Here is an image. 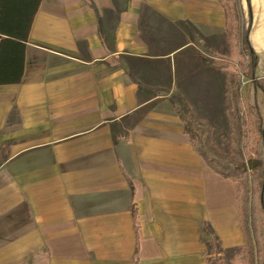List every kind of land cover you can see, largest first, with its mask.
Wrapping results in <instances>:
<instances>
[{"label":"crops","instance_id":"crops-1","mask_svg":"<svg viewBox=\"0 0 264 264\" xmlns=\"http://www.w3.org/2000/svg\"><path fill=\"white\" fill-rule=\"evenodd\" d=\"M238 12L262 78L264 0ZM179 23L225 31L218 0H40L21 79L0 85V264H208L211 236L243 247L235 188L170 100L192 44L143 37Z\"/></svg>","mask_w":264,"mask_h":264},{"label":"trees","instance_id":"trees-1","mask_svg":"<svg viewBox=\"0 0 264 264\" xmlns=\"http://www.w3.org/2000/svg\"><path fill=\"white\" fill-rule=\"evenodd\" d=\"M218 1L225 15L226 38L233 54L242 60L244 66L243 77L249 81V87L259 92L260 103L264 104V77L255 76L257 57L248 42L247 32L240 29V0ZM39 2L40 0H0V85L16 84L21 79L24 44ZM238 39L240 44L237 46ZM214 55L216 59H225L219 54ZM221 65L227 70L223 80V95L231 125L230 148L235 160L232 162L227 158L209 157L199 146L195 135L188 132L186 125L189 122L179 112L178 116L194 151L213 172L230 180L235 188L239 224L244 238L242 249L246 250L248 264H264V112L249 94L244 100L238 98L233 90L238 73L226 64ZM243 156L251 166L248 169L243 164ZM213 239L217 247H212L210 240L205 241L202 253L208 264H212L211 259L214 257L220 263L222 252L225 251L218 239ZM133 264L137 262L134 261Z\"/></svg>","mask_w":264,"mask_h":264},{"label":"rangeland","instance_id":"rangeland-1","mask_svg":"<svg viewBox=\"0 0 264 264\" xmlns=\"http://www.w3.org/2000/svg\"><path fill=\"white\" fill-rule=\"evenodd\" d=\"M156 26V25H155ZM148 24L142 27L143 37L150 44L154 53H160L158 47L168 44L169 47L190 43L191 46L180 53L177 64L183 79L176 82L173 101L177 113L186 119L188 132L195 135L199 146L211 158L235 160L230 148L231 125L224 101L223 80L227 70L221 64H226L238 73V80L234 86V93L244 100L249 94L252 101L264 112V104L260 103L259 92L249 87V81L243 77V63L233 54L225 32L206 34L204 36L196 28L179 23L174 26L164 25L161 29ZM159 29V30H158ZM237 46L240 40H237ZM240 46V45H239ZM214 53L225 59H216ZM254 129L256 125H253ZM256 141V135H254ZM243 164L251 167L244 156ZM250 174V171L247 170ZM211 236L210 244L216 246ZM207 240V241H208ZM210 248V247H209ZM221 262L215 257L212 264H248L246 250L230 249L222 252Z\"/></svg>","mask_w":264,"mask_h":264}]
</instances>
